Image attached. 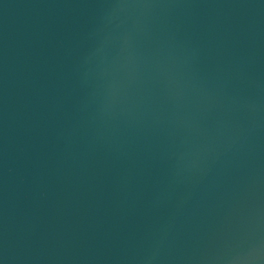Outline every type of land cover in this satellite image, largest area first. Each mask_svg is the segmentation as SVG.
<instances>
[{
    "label": "water",
    "instance_id": "1",
    "mask_svg": "<svg viewBox=\"0 0 264 264\" xmlns=\"http://www.w3.org/2000/svg\"><path fill=\"white\" fill-rule=\"evenodd\" d=\"M0 264H264V0H0Z\"/></svg>",
    "mask_w": 264,
    "mask_h": 264
}]
</instances>
